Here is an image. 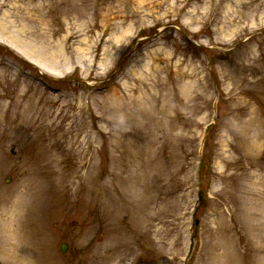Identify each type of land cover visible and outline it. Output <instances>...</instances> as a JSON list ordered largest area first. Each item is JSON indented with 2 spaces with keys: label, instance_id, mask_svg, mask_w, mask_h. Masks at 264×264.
<instances>
[{
  "label": "rangeland",
  "instance_id": "obj_1",
  "mask_svg": "<svg viewBox=\"0 0 264 264\" xmlns=\"http://www.w3.org/2000/svg\"><path fill=\"white\" fill-rule=\"evenodd\" d=\"M25 2L0 195L44 187L45 264H264V0Z\"/></svg>",
  "mask_w": 264,
  "mask_h": 264
},
{
  "label": "bare ground",
  "instance_id": "obj_2",
  "mask_svg": "<svg viewBox=\"0 0 264 264\" xmlns=\"http://www.w3.org/2000/svg\"><path fill=\"white\" fill-rule=\"evenodd\" d=\"M37 11L40 12L39 7L32 6L25 0H0V32L10 33L14 39L25 37L28 33L39 36L41 26L40 19L35 14ZM27 21H34L35 28L27 31ZM49 53L53 59L58 55L55 51ZM2 64L3 59H0V66ZM258 125L259 123L251 122L254 132L251 149L254 153L264 143V131L256 130ZM43 193L42 184L31 178L17 195H0V252L15 261L10 264H45V236L40 216Z\"/></svg>",
  "mask_w": 264,
  "mask_h": 264
},
{
  "label": "water",
  "instance_id": "obj_3",
  "mask_svg": "<svg viewBox=\"0 0 264 264\" xmlns=\"http://www.w3.org/2000/svg\"><path fill=\"white\" fill-rule=\"evenodd\" d=\"M192 248H193V244L191 245L190 251L192 250ZM62 250H63V252H66V250H67V244L66 243L62 244Z\"/></svg>",
  "mask_w": 264,
  "mask_h": 264
}]
</instances>
